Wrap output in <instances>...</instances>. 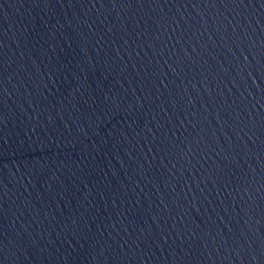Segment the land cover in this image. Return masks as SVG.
I'll use <instances>...</instances> for the list:
<instances>
[{"label": "water", "instance_id": "95a60500", "mask_svg": "<svg viewBox=\"0 0 264 264\" xmlns=\"http://www.w3.org/2000/svg\"><path fill=\"white\" fill-rule=\"evenodd\" d=\"M0 264H264V0H0Z\"/></svg>", "mask_w": 264, "mask_h": 264}]
</instances>
